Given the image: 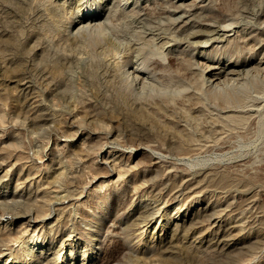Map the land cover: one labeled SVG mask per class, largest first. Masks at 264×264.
<instances>
[{"label": "rangeland", "instance_id": "rangeland-1", "mask_svg": "<svg viewBox=\"0 0 264 264\" xmlns=\"http://www.w3.org/2000/svg\"><path fill=\"white\" fill-rule=\"evenodd\" d=\"M0 264H264V0H0Z\"/></svg>", "mask_w": 264, "mask_h": 264}, {"label": "bare ground", "instance_id": "bare-ground-1", "mask_svg": "<svg viewBox=\"0 0 264 264\" xmlns=\"http://www.w3.org/2000/svg\"><path fill=\"white\" fill-rule=\"evenodd\" d=\"M76 20L77 28L83 27L88 24L92 25L98 22L97 15L94 13L79 16ZM208 35L209 36L207 37V39L202 43L203 47L209 46L213 42H220V40L227 38L230 34L229 30L224 26L220 24H214L211 25L210 33ZM136 72L138 74H136V76L138 78L140 77V79H142L141 81L145 80L138 70ZM241 73V69H239L235 65H230V62L221 64L218 59H208L204 65L205 79L211 86H217L222 82L225 83V81L228 79H239Z\"/></svg>", "mask_w": 264, "mask_h": 264}]
</instances>
